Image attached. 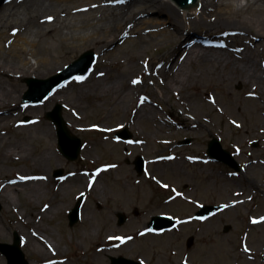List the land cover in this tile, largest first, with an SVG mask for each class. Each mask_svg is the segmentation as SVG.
I'll list each match as a JSON object with an SVG mask.
<instances>
[{
  "label": "rangeland",
  "instance_id": "obj_1",
  "mask_svg": "<svg viewBox=\"0 0 264 264\" xmlns=\"http://www.w3.org/2000/svg\"><path fill=\"white\" fill-rule=\"evenodd\" d=\"M249 2L236 0V9L220 19L219 29L210 30L203 23L189 29L198 37L207 34L215 38L242 31L247 40L232 41L237 47L255 50L257 66L264 72V6H248ZM125 3L120 0L113 5ZM144 17L164 19L154 11ZM132 22L127 23L129 31ZM258 30H263L262 34H257ZM122 34L113 31L107 37L117 41L110 50L125 49L114 60L107 57V61L102 60L104 53L95 44L80 46L64 59L62 55L71 42H63L58 30L40 42L58 58L53 65L61 69L39 79L58 74L92 50L98 55L93 79H103L105 85L115 83L117 92L113 95H88L77 100L80 84L70 83L76 79L84 83L83 76L61 86L59 89L67 91L53 103L48 99L41 105H29L23 102L28 91L25 80L34 77L4 76L6 87H15L22 95L16 106L2 109L12 113V124L0 131V192L6 180L41 175L47 180H43V194L38 197L28 195L30 189L20 188V201L8 205L6 199L0 200L4 233H0V243L12 244L17 233L29 264H111V257L145 264H264V99L251 101V85L238 81L231 66L212 59L196 60L187 69L190 81L179 90H169L166 85L171 74L163 71L171 66L179 68L193 49H204L202 44L195 40L179 48L175 41L148 46L141 43L142 32L133 36L131 43ZM155 34L149 27V33L142 37ZM154 59L166 60L167 64L156 70L152 67ZM233 59L239 63L238 58ZM131 82L140 86L139 95L132 103L119 104L120 95L128 93ZM144 97L156 107L146 119L139 115ZM57 104L63 106L69 128L84 144L81 156L73 162L60 153L56 127L46 119ZM18 107H41L43 111L26 115L20 114ZM123 128L129 131V141L116 138V132ZM215 138L233 154L242 170L235 172L209 158L208 144ZM185 140L191 143L180 146ZM254 142H258L255 148ZM9 151L18 158L9 161ZM48 152L53 158L43 162ZM90 152L95 154L92 159L87 158ZM140 156L146 164L143 174L135 166ZM60 169L63 176L56 178L54 172ZM81 194L85 196L81 220L71 227L68 215ZM221 204L227 209L206 221H195L194 214L201 206ZM86 213L89 219L83 218ZM119 214L127 217L123 225H119ZM162 214L183 222L162 235L140 233L154 216ZM252 217L260 218V224L251 222ZM28 231L39 235L36 240L46 248L44 254L32 249ZM127 236L125 241L118 239ZM192 237L193 244L188 247ZM45 238L49 242L54 239L58 249L50 251ZM246 241L249 251L244 248ZM0 264H7L1 252Z\"/></svg>",
  "mask_w": 264,
  "mask_h": 264
},
{
  "label": "bare ground",
  "instance_id": "obj_2",
  "mask_svg": "<svg viewBox=\"0 0 264 264\" xmlns=\"http://www.w3.org/2000/svg\"><path fill=\"white\" fill-rule=\"evenodd\" d=\"M119 1L120 0L5 1L6 3L2 5L0 15V131L8 129L12 124V122L9 121V117H11L12 113L10 111L4 113L2 109L9 106H16L18 97L22 95L17 88L14 87L9 89L6 87L4 76L12 75L16 77L41 78L53 71L61 69V66L55 67L53 65L54 61H57L58 58L51 54L49 47L44 48L40 44L43 38L53 36L55 30H58L63 36V42H71L69 44L66 43L69 49L62 55L64 59H67L74 51L88 44H95L99 46V49L104 53L102 60L107 61L106 58L109 56L111 60H114L118 55L123 54L125 49L116 47L110 50L114 48L117 42L116 39L109 40L107 38L112 35L113 31H122L124 36L127 37L125 41L129 43H131L130 39L133 36H137L142 32L140 36L142 38L141 43H147L148 46L158 42L170 43L175 41L178 44L176 48H179L185 44H189L193 40H198L204 46V49H193L191 52L192 55L189 58L187 57L186 61L179 66V68L171 66L169 70L163 71L167 74H171L168 81L170 87L166 85L169 90H179L178 88H183L184 85L190 81L191 75L187 74V69L196 60L212 59L219 65L231 66V68L235 69L237 72L236 78H238V81L251 85L252 89L249 94V99L251 101L264 99V72L257 66L255 50L244 45L243 47H237L234 43L235 40H240L241 43H244V40H247V36L243 35L245 33L242 31H230L220 38H215L207 34L198 37L189 29L190 26L197 23L205 24L210 30L219 29L221 26L220 19H224L236 9V0H199V9L194 11L195 13L191 12L194 13V16L189 15V11H182L175 3L169 0H135L134 3L129 5L125 3L127 0H122V3H125L124 5H113ZM247 1H250L248 6L254 3L258 4V6H264V1L262 0ZM259 2L261 4H259ZM261 10L263 11L264 9L262 8ZM152 11L164 16V19L161 21L149 17L141 18ZM182 17L184 19L183 22L180 21ZM129 20L133 21L130 31L129 27L127 28ZM228 25L230 27V24ZM149 27H153V31H155L156 34L142 37L144 33H149ZM262 32L263 30H258L257 34L260 35ZM233 39L235 40L232 41ZM263 40L264 38L262 41ZM219 42L222 43L219 44ZM105 50H108L110 53H106ZM233 57L238 58L239 63H237ZM166 64V60L157 61V59H154L152 67H155L156 70H160V68ZM94 74L95 69L84 78V83L77 79L70 83L78 82L80 84L77 100L85 98L88 95H102L104 93V95L107 96L117 92L115 83L105 85L103 79L94 80ZM87 83L91 85L85 89L84 87ZM66 91L65 89L57 90L48 100L49 103L51 104L59 99L61 94H64ZM140 91V86L135 82H131L129 90L127 91L128 93L124 91L123 95H120L118 103L122 105L128 102L132 103L135 96H138ZM205 95L207 98L211 97L209 92H206ZM142 100L143 102L145 100V103L142 102L139 115L142 116L143 119H146L147 116H151L155 113L156 107L155 105L152 107V103L145 97L142 98ZM28 108L29 109L24 110L18 107L20 114L26 115H34L38 111H40L39 113L43 111L41 107ZM190 111H193V109ZM182 124H184L186 128V124ZM107 140L109 144H111L110 140ZM137 141L140 140H136V142ZM11 152L12 151H9L7 153L8 160H16L18 155L11 154ZM93 155H95L94 152ZM93 155L92 152H90L87 158L92 159ZM52 158L53 155L48 152L44 153L42 160L43 162L46 160L50 161ZM21 174L23 175L24 172H21ZM44 179L45 175L38 176L37 178L25 176V179L16 181L6 180V184L3 186V192H0V200L4 201L6 199L8 205L20 201V188L30 189L28 195L38 197L43 194ZM45 180H47V178ZM96 188L98 189L99 187L96 186ZM83 218L89 219V214H83ZM141 232L142 231H140V233ZM0 233L4 234L1 227ZM32 234L28 231V243H30L32 249L38 254H44L46 248L42 247L43 245L41 246V243L36 240V237L38 239L39 235H36L34 232H32ZM31 235L33 238H30ZM45 239H47L49 243L50 251L58 249V245L55 244L54 239L51 240V242H49V238ZM118 239L125 241L129 239V237H119Z\"/></svg>",
  "mask_w": 264,
  "mask_h": 264
},
{
  "label": "water",
  "instance_id": "obj_3",
  "mask_svg": "<svg viewBox=\"0 0 264 264\" xmlns=\"http://www.w3.org/2000/svg\"><path fill=\"white\" fill-rule=\"evenodd\" d=\"M6 0H0V15L2 10V5ZM175 4L178 5L182 10L193 12L197 10L200 6L199 0H172ZM95 57L93 51H88L84 53L79 60L75 61L70 65L64 72L49 78L47 80L39 79H28L26 80L29 91L25 96V99L31 100L34 102H42L44 99L48 98L55 88H57L61 83L69 80L70 78L75 77L76 75L86 74L88 70L92 67ZM47 118L53 121L58 127V134L60 138L59 148L62 154L70 161H75L81 155L83 150L82 141L80 138L71 133L68 129L67 124L62 116V107L57 106L56 110L52 114H48ZM122 139H129L128 130H124L117 135ZM68 142V144H67ZM69 145V146H68ZM67 146V148L65 147ZM209 153L215 158L228 161V153L221 150V144L218 140H213L210 142ZM228 156V157H227ZM137 170L139 173L143 172L144 163L142 158H138L135 162ZM62 171H58L57 175L61 176ZM84 196H81L79 201L76 203L75 207L69 213L70 226L73 227L76 223L79 222L81 218L82 207L84 203ZM219 208L214 207H204L199 216H207L213 212H216ZM126 221V217L123 214H119V224L122 225ZM173 221H169L168 218L164 217H155L151 226L154 228L167 229L173 227ZM192 244L190 240L189 245ZM0 251L7 257L8 264H29L25 259V255L20 248V239L17 235L14 238V244H0ZM112 264H140L135 261L119 257H111Z\"/></svg>",
  "mask_w": 264,
  "mask_h": 264
}]
</instances>
